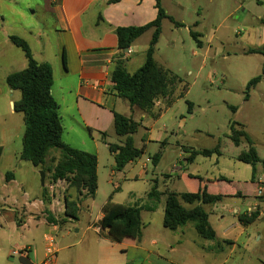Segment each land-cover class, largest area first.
<instances>
[{"label":"rangeland","instance_id":"obj_1","mask_svg":"<svg viewBox=\"0 0 264 264\" xmlns=\"http://www.w3.org/2000/svg\"><path fill=\"white\" fill-rule=\"evenodd\" d=\"M259 4L257 0H162V7L173 21L162 22L153 57L156 65L174 78V86L168 98L155 103V118L137 108L130 114L140 122L132 138L136 148L144 146L143 154L121 172L116 171L100 138L96 195L80 204L77 221L64 215L65 199H75V192L67 190L63 182L48 190L51 183L45 176L47 194L52 200L49 211L56 228L47 224L43 214L39 216L44 219L25 221L26 226L20 230L16 224L9 225L13 219L8 216L20 215L0 212V263L12 260L19 264V254L12 256L11 252L28 245L41 255L46 245L44 236L48 235L53 237L57 250L56 264H264V219L260 216L263 207L257 200L259 188L264 187V57L245 52L250 48V30L255 27L251 18ZM50 21L41 0H0V44L10 47L16 59L23 57V52L4 36L15 34L22 26H49ZM191 33L199 35L196 39L200 46ZM150 38L148 31L137 45L148 46ZM17 68L15 63L7 71ZM258 75L260 82L247 92V82ZM19 97V91H15L13 98ZM56 98L59 102V95ZM187 103L192 105L190 112ZM7 121L23 128L21 113L15 112ZM233 122L242 126L260 160L253 180L252 167L237 160L250 145L242 141L235 146L229 138ZM108 134L107 142L122 141L113 129ZM74 135L76 138L75 132ZM146 135L152 141L145 142ZM217 145L219 155H196L190 163L184 162L191 151L210 150ZM10 148H21V140L14 138ZM57 153L52 150L50 156L56 158ZM157 153L160 157L154 166L152 156ZM21 163L25 165L22 179L28 180L26 171L31 166ZM38 172L33 183L34 191L39 193L42 187ZM110 180L114 184L120 182L121 188L117 190L109 184ZM154 183L162 195L150 201L147 194ZM204 185L209 194L239 193L203 206L215 239L200 238L191 224L175 231L163 228L164 193L196 192ZM109 198L116 204L142 207L138 240L112 243L105 232L98 234L87 229L97 226L96 219ZM148 206L154 209L149 211ZM253 212L258 213L254 222L243 225L238 221L239 216Z\"/></svg>","mask_w":264,"mask_h":264},{"label":"crops","instance_id":"obj_2","mask_svg":"<svg viewBox=\"0 0 264 264\" xmlns=\"http://www.w3.org/2000/svg\"><path fill=\"white\" fill-rule=\"evenodd\" d=\"M41 1L51 20L49 26L32 28L22 26L15 34L6 35L4 38L10 42L8 36L20 37L28 44L34 60L51 65L53 73L51 94L58 104L63 127L62 141L71 148L96 155L98 186L99 133L109 135L113 129L115 113L131 117L130 114L135 109L130 107L127 101L116 96L110 81V73L117 61L124 63L129 74L134 73L142 65L147 49V45L142 47L137 45L140 36L127 50L120 51L117 48L114 30L118 27L141 26L154 20L156 16L154 1L120 0L116 3H111V0ZM257 2L260 4L251 18L255 27L250 30L248 42L250 48L245 50L246 53L264 44V25L259 23L264 19V0ZM163 9L168 15L165 8ZM240 10H244V7L240 6ZM20 58H15L10 47L0 44V119H3L0 121V212L3 214L14 212L20 215L16 218L8 216L13 219L9 221V225L16 224L21 230L31 220L44 219L39 216L44 214V204L41 200L42 190L39 193L34 191L33 178L38 169L30 164L31 169L26 171L29 175L28 180H23L22 166L25 165L21 162L25 161L18 158L21 148H10L14 138L22 139L23 128L20 124L14 125L13 121H7L9 116L15 114L12 109L13 102L18 101L20 97L13 98L15 91L6 86L5 77L25 68L24 55ZM15 63H18L19 68L7 71V67ZM56 95H59V102ZM146 136L145 142L152 141L148 135ZM102 143L107 147L109 142L105 140ZM110 156L113 159V155ZM131 163L132 161L128 164ZM114 166L113 159L112 168ZM2 169L4 172H1ZM111 176H114L113 170ZM124 177L126 179L127 176ZM109 184L114 185L117 190L121 188L120 182L114 184L110 180ZM259 189L264 194V187ZM4 206H7V209L4 210ZM49 210L52 211V205ZM100 218L101 214L96 222ZM49 225L53 229L56 228V225ZM87 229L101 234L95 224L88 226ZM22 248L19 251V264H40L43 261L45 249L39 255L30 245ZM0 264H13V261L8 260Z\"/></svg>","mask_w":264,"mask_h":264},{"label":"trees","instance_id":"obj_3","mask_svg":"<svg viewBox=\"0 0 264 264\" xmlns=\"http://www.w3.org/2000/svg\"><path fill=\"white\" fill-rule=\"evenodd\" d=\"M119 1L111 0L110 2ZM153 1L156 10L154 20L141 26L118 27L114 30L117 48L120 51L128 49L136 39L147 31H151V38L142 65L134 73L129 74L124 63L117 61L110 73V81L117 97L127 101L130 107L137 108L155 118L153 117L155 116L153 112L155 103L172 94L174 78L168 75L164 69L158 67L154 61L153 55L161 33L162 21L164 19L173 20L165 13L162 0ZM259 23L264 25V19ZM191 35L195 40L199 36L197 33H191ZM8 39L23 52L26 59L24 69L12 72L5 77L6 86L10 90L20 93L19 100L13 102L12 105L13 111L21 113L23 118V134L18 158L28 162L45 175L48 174L51 184L62 181L67 190L75 192V199H65L64 215L77 221L80 204L84 200L94 199L96 195V155L64 144L58 104L51 94L53 82L51 65L47 62L34 60L28 44L20 37L10 35ZM197 45L200 46L198 40ZM249 53L260 54L264 57V44L258 49L250 50ZM260 79L261 75H258L249 80L246 84V91L248 92L251 87L259 83ZM247 94L246 98L248 97ZM171 103L172 101L166 105V108ZM187 104L188 112H190L192 105L191 103ZM231 109L233 112L235 111L234 107ZM139 126L140 122L134 121L131 117L114 114L113 130L117 136L122 138V141L119 144L107 143V148L109 153L113 155L116 171H122L128 163L143 154L144 147L136 148L132 138ZM230 130L229 138L235 146H238L242 141L250 145L246 152L238 155L237 160L252 167L251 180H253L255 165L260 162L256 151L251 146L250 139L240 124L231 123ZM99 135L101 140L105 142L107 134L103 132ZM218 148L217 145L210 150L191 151L187 157V163H190L196 155L205 157L213 154L219 155ZM52 150H57L58 156L56 158L50 157ZM159 157V153L152 156L154 166L158 163ZM220 180L226 181L223 177H220ZM41 190L45 220L48 224L56 225V221L49 211L52 200L47 194L46 186L44 185ZM164 194H166V201L163 210V228L175 231L191 224L200 238L209 241L215 239V232L208 222L209 214L203 206H212L220 202L223 197L239 196V193L234 195L209 194L205 185L199 187L196 192L180 194L166 192ZM160 195L162 193L158 192L156 183H154L147 194V199L154 201ZM146 209L152 211L154 207L148 206ZM141 211V206L116 204L111 202V198H109L101 208V218L97 221V227L100 232H105V237L112 243H121L127 239L138 240L142 230ZM257 217L258 213L253 212L249 216H239L238 221L243 225H248L254 222Z\"/></svg>","mask_w":264,"mask_h":264},{"label":"built area","instance_id":"obj_4","mask_svg":"<svg viewBox=\"0 0 264 264\" xmlns=\"http://www.w3.org/2000/svg\"><path fill=\"white\" fill-rule=\"evenodd\" d=\"M147 161H149V160H147ZM184 162L185 163L187 162V157L185 158ZM179 163H181V162H179ZM178 169H182V167L179 166ZM60 182H62V181H57L55 184H51V186H47L48 190H52L53 186L56 184H59ZM260 199H261V202H260ZM257 200H258V203H261V205L263 207L262 211L260 212V216L264 219V194L261 192L260 189H259V195H258ZM44 241L46 242L44 259L40 264H54L55 254H56L57 250L55 249V246H54L53 237L45 235ZM11 254H12V256L18 255L19 252L18 251H12Z\"/></svg>","mask_w":264,"mask_h":264},{"label":"water","instance_id":"obj_5","mask_svg":"<svg viewBox=\"0 0 264 264\" xmlns=\"http://www.w3.org/2000/svg\"><path fill=\"white\" fill-rule=\"evenodd\" d=\"M125 50H127V49H125ZM38 174L40 177V186L44 187V185H45V182H44L45 181V174L41 171H39Z\"/></svg>","mask_w":264,"mask_h":264}]
</instances>
